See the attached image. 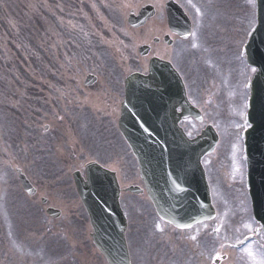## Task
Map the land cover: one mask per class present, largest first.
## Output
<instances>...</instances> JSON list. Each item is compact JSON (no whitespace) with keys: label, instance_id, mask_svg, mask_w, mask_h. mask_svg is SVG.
Masks as SVG:
<instances>
[{"label":"rangeland","instance_id":"374dc122","mask_svg":"<svg viewBox=\"0 0 264 264\" xmlns=\"http://www.w3.org/2000/svg\"><path fill=\"white\" fill-rule=\"evenodd\" d=\"M145 1L147 0H0V219L3 223L8 224L5 217L12 214L13 218H17L19 222L15 225V229L14 221L10 229L9 226H5L8 228L6 229L8 243L10 242L13 248L19 245L13 234L19 235V227L21 232L26 234L27 230L36 224L35 216L38 212L37 207L28 208L29 204L24 202V197L17 191L14 192V189H20L15 167H20L30 178H34L36 187L47 189L44 196L49 197L51 203L65 202L68 204H64V208L62 207L63 212L58 220L50 221L46 225V232L42 235L49 237L51 239L49 242L57 240L59 243H66L69 255L74 254L73 252L80 253L79 250L88 244V223L83 220L80 227L79 222L72 218V215L76 213L74 209L76 206L81 210L74 193L66 200L54 197L56 194L60 195V192L51 193L49 186L51 189H55L58 181L60 187V179L46 180L44 179L46 176L39 172L38 168L42 167L41 172L48 168L50 174H56L65 166L63 162L57 160V152L53 148L54 155L42 166L39 156L47 152L42 145L43 140H36L37 142L35 141L36 144L33 146L34 139L47 137L43 132V125L50 123V117L54 116L59 119V113L54 108L48 112L46 105L41 100L37 103V95L45 92L46 95L49 93L53 97L51 99L53 102L59 100L57 90L61 88L58 87L57 80L60 73L64 75L69 70L67 73L68 84H72L70 86L80 92L82 98L87 97L88 94L80 89L83 71L97 73L99 77H106L107 71L101 65L102 62L106 63L109 56L111 59L125 57L127 59L125 62L121 63L119 60L116 62L118 67H122L124 70L141 71L145 68L148 57L140 58L136 50L138 45L143 43L153 47L154 55L167 57L170 60L181 59L190 51H192L191 55H195L194 62L197 55L201 57V61L196 60L194 63V69L199 72L207 67L205 74L209 75V82L206 87L193 90V100L197 105L202 103L206 120L216 128L220 137L219 146L216 147L213 156L206 163L208 168L213 169L210 171L213 193L215 201L221 206H218L220 219L215 223L222 225L226 222L233 223L234 214H240L237 224L241 227L243 222H248V218H251L247 202L244 207L240 205L239 191L244 189L243 199L247 201V190L244 186V174L246 173L244 149L240 141L242 131L248 127L244 117L245 101L247 100L244 86L248 75L244 67L243 45L255 25V20L252 19V13L255 12L254 1L252 0L251 3L249 0H234V2L233 0H178L190 13H194L193 19L196 26L191 36V44L176 42L172 47H166L163 41L157 46L152 43V39L160 36V33L164 31L163 19L159 15L150 19L142 29L133 30L126 27L125 11L137 9L140 5L148 3ZM148 1L156 4L160 9L163 7V0ZM211 5L213 7H210ZM107 11H111L112 14L110 12L106 14ZM90 24L91 29L88 31L85 26L88 27ZM32 29L37 33L34 35L36 45L33 49L31 48ZM124 29L129 30L130 33H125ZM79 30H85L87 34L97 39L96 44L100 46V53H96V57H88L86 61L81 57L84 52H78L75 46L60 56L57 51L52 56L48 53L50 57L57 60L52 63L53 59L51 61L45 53L47 46L49 44L52 46L64 44L68 34H72L70 38L74 39L73 32ZM202 31L206 33L205 38ZM106 40L110 41V44L106 45ZM86 42L87 39H84L83 47ZM75 43V39L69 41L71 47ZM193 44H196L195 48L192 47ZM37 46L44 52H40ZM30 52L35 54L30 57ZM65 59H77V62L80 63H77V66L69 60L65 61L67 69L61 71L60 64ZM30 65L34 67V85L39 82L40 89L34 91V94L31 92L32 102L26 104L25 98L14 100L15 89L29 93L26 84L16 75L30 74ZM75 71H77L78 80L72 78L71 73ZM100 71L103 73L100 74ZM248 73H250L249 70ZM15 109L18 112V118L25 125L22 126L21 120H18L21 127L20 130L17 127V141L18 144H25L27 147L23 156L18 151L19 157L14 150V118L17 117ZM221 109L225 112L224 116ZM217 113L218 117H216ZM26 124L33 125V128H36V132H38L29 140L31 141L30 145L26 144L29 139ZM59 124L60 122L57 121L56 126L58 127ZM205 124L203 122L198 126L193 122H188L187 129L196 133ZM47 149L49 150V148ZM29 153L35 157V161L32 163L31 159L28 163L25 157ZM82 156L85 158L84 155H80V159ZM86 158L92 157L89 154ZM119 159L121 161L122 157L120 156ZM132 166H134L135 177L127 179L126 183L137 182V169L133 161ZM62 178L65 182H70V177L67 174ZM218 189H221V196ZM40 197H43V194ZM14 207H26L27 209L25 213H17L14 212ZM256 230L257 228L253 226L252 232L255 233ZM130 235V239L134 240L136 234L131 233ZM69 243H72L73 246L70 247ZM248 247L247 251H243L247 255L246 263L264 264V256L259 253V247L257 253L253 250L254 245L250 244ZM31 248L36 250L35 245ZM52 251L53 249H50V252ZM146 251L145 262H142L140 251L139 253L135 252L132 256V264H153L157 255L150 253L149 246H146ZM159 253L160 251H158ZM248 253L252 255L250 256ZM161 256L162 260L164 258L166 260V256ZM54 260L56 259L47 260L48 264H53ZM165 263L173 264V261L161 262V264ZM238 264L245 263L239 260Z\"/></svg>","mask_w":264,"mask_h":264},{"label":"flooded vegetation","instance_id":"af4514ba","mask_svg":"<svg viewBox=\"0 0 264 264\" xmlns=\"http://www.w3.org/2000/svg\"><path fill=\"white\" fill-rule=\"evenodd\" d=\"M156 40L159 41L157 38ZM114 74L107 76L112 86L106 80L97 81L96 84L88 87L82 86L81 90L87 93L90 88L97 85L96 89L99 92H96L93 96L88 94L87 97L82 98L80 92L73 90L71 87L60 90L65 109L63 111L64 116L60 118V126L58 128H53L51 124L43 128L45 134H48V138L44 140V145L47 147H50L51 144L56 146L57 143H54L53 139L60 141L61 149L58 150L61 152V160L67 163L74 162L75 170H80L83 174L84 164L80 160V153L85 152L87 154V152L82 146V140L91 138L94 141L92 147L93 154L98 159L96 161L115 173L120 188L124 189L125 185L122 183L121 178L130 174V151L117 127L120 104L123 100V76L122 74ZM72 114H74V117H72ZM67 117L75 119L76 125L61 122L62 120H67ZM51 120L57 121V118L51 116L50 122ZM120 156L122 157L121 161H119ZM39 190L36 189L35 196L39 193ZM46 201V197L41 198V208H44ZM52 206L58 207L56 205ZM30 236L28 229L26 234L19 233L21 239L16 237L19 245L22 244L23 246L16 245L14 252H6V256L11 260V264H45L44 258L48 254L41 248L44 245L45 236L38 237L36 240L32 239L36 245V250L30 248ZM32 238L35 237L33 236ZM197 241L200 250L203 252L205 251V247L210 249L208 234L203 235V238L197 239ZM69 244L70 247L73 246L72 243ZM187 244L193 247V242L190 240H187ZM0 247L2 246L0 245ZM79 251L82 254L73 252L74 254L69 255L66 248L60 251L63 257L61 264H104L102 256L91 245H86ZM198 251L199 249L194 250V252ZM198 261L199 264H207V259L204 255H201ZM1 262L3 261L0 252V264Z\"/></svg>","mask_w":264,"mask_h":264},{"label":"water","instance_id":"95a60500","mask_svg":"<svg viewBox=\"0 0 264 264\" xmlns=\"http://www.w3.org/2000/svg\"><path fill=\"white\" fill-rule=\"evenodd\" d=\"M150 14L151 10L148 9L145 11L142 18L150 16ZM261 42V36H259L255 40L253 39L249 44L248 49L251 50L252 53H256L259 56H263L264 54L258 50ZM260 59L261 61H263L262 58ZM158 67L159 66L156 62H152L150 68L151 73H153L154 69ZM257 86H259V83H257ZM262 96L263 93L261 90L256 91L253 94L250 109L252 115H254L253 109L256 107L257 103L263 101ZM128 107L129 111L127 114L129 125L127 129V138L129 140L132 151L138 160L141 173L143 174V177L146 181L147 189H173L174 187L172 181L167 178L165 171L161 168V166H165V160L163 157L160 156L162 155V152L159 149L160 146H158L157 149L156 145L149 141L150 138L153 139V135L149 134L148 129L143 126L144 122L147 126L151 127L148 116L145 113L142 114L136 108L130 109L132 107L131 104H129ZM253 123V128L250 129L246 134L247 147L250 141H252L255 145H258L256 141H260V137L258 134L259 126L261 125L264 127V121L262 118L261 120L255 118V122ZM198 141L199 140H196V142ZM180 153L181 155L183 154L182 151H179V154ZM90 177L91 176H88L87 184H81L77 182V185L79 187L78 193L83 201L85 209L87 210L90 219L92 218L91 224L93 227H95L96 230L95 242L99 245L100 250L106 253L110 260V264H126V253L122 252L117 248L118 244L120 246V249L122 248L121 243H118V241L121 240L123 236V217L117 209V205L114 201L112 206L113 219L111 221L104 222L106 227L111 228L112 231L107 239L101 236L104 233V228L101 224H99L100 219L97 214L94 213V207L97 203L96 198L110 203L107 200V196L109 194L110 189H90V184L92 183V178ZM20 180L24 189L27 190L31 188L23 176H20ZM196 186L199 187V184L197 183ZM255 188L251 190V194L254 205V214L256 218L259 219V215L264 213V189L258 186H255ZM155 197H157V194L155 195ZM160 206L163 208L162 204ZM259 220L264 223V219Z\"/></svg>","mask_w":264,"mask_h":264},{"label":"snow or ice","instance_id":"6c2138e0","mask_svg":"<svg viewBox=\"0 0 264 264\" xmlns=\"http://www.w3.org/2000/svg\"><path fill=\"white\" fill-rule=\"evenodd\" d=\"M249 2H251V0H249ZM192 47L195 48L196 47V44H193ZM253 71H255V69H253ZM258 218L259 219H264V213L260 214ZM186 226L187 227H191L190 224L189 225H186ZM191 239L195 240V237H191ZM238 243L244 246V248H243L244 251H247V247H246L245 241H238ZM248 255L251 256L252 254L251 253H248ZM216 259H219V257H217Z\"/></svg>","mask_w":264,"mask_h":264},{"label":"trees","instance_id":"16d2710c","mask_svg":"<svg viewBox=\"0 0 264 264\" xmlns=\"http://www.w3.org/2000/svg\"><path fill=\"white\" fill-rule=\"evenodd\" d=\"M10 69H12V67L9 66Z\"/></svg>","mask_w":264,"mask_h":264}]
</instances>
